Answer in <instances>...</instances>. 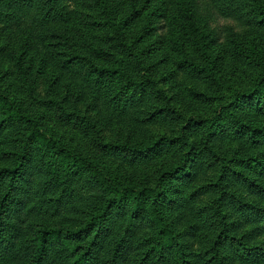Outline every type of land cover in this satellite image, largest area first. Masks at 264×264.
Returning <instances> with one entry per match:
<instances>
[{
	"label": "rangeland",
	"instance_id": "1",
	"mask_svg": "<svg viewBox=\"0 0 264 264\" xmlns=\"http://www.w3.org/2000/svg\"><path fill=\"white\" fill-rule=\"evenodd\" d=\"M3 6L0 0L1 11ZM61 7L67 21L46 31L49 46L41 43L38 33H30L31 19L26 14H17L23 20L19 26L7 25L0 15L2 92L41 116L47 133L134 185L155 186L160 170L178 164L184 154L179 151V137L185 133L197 154L185 180L175 182L180 193L173 199L169 218L178 220V244L195 264H205L201 256L212 240L207 237L205 218L220 214L227 216V223L240 221L239 236H247V248L264 247V222L259 219L264 215V200L239 185L264 188L263 178H257L264 175L251 171L248 180L230 185L227 173L237 178L245 171L243 165L222 161L264 156V137L252 140L243 135L248 130L264 134V115L250 102L241 101L233 115L247 125L243 134V127L230 124L229 118L224 124L221 119L211 138L204 128L189 125L190 119H208L227 110L237 95L254 87L258 60H264V0H61ZM158 7L163 11L159 18L152 14ZM168 17L175 19L174 26L163 34L161 26ZM190 25L214 38L206 54L192 45L195 34L190 33ZM152 27L156 29L148 31ZM71 55L84 59L83 76L95 67L124 66V73L142 84L126 114L95 87L87 92L84 84L79 88L77 80L83 78L61 63ZM115 95L113 89L111 101ZM2 134L0 167L12 161L19 144L13 132ZM210 140H215L214 147ZM168 142L173 147L167 152L160 150L140 164L116 150ZM248 208L252 210L248 219H237ZM48 223L68 225L63 219Z\"/></svg>",
	"mask_w": 264,
	"mask_h": 264
},
{
	"label": "trees",
	"instance_id": "2",
	"mask_svg": "<svg viewBox=\"0 0 264 264\" xmlns=\"http://www.w3.org/2000/svg\"><path fill=\"white\" fill-rule=\"evenodd\" d=\"M3 2L4 11L0 10L3 22L19 26L23 20L17 14H26L31 19L30 33H38L44 45H48L46 31L67 21L62 13L61 0ZM161 10L160 7L154 8L152 14L159 18ZM174 20L166 18L160 31L163 34L171 32ZM154 29L156 27L148 31ZM190 29V33L195 34L192 45L206 54V50L215 43L214 38L191 25ZM83 62L82 57L71 55L61 63L77 78L84 79L77 80L79 88L84 84L87 92L95 87L102 96L108 97V103L113 102L117 111L126 114L135 101V94L142 91V84L129 78L123 71L124 66L95 67L83 76ZM1 83L0 78V136L13 132L19 144L12 153V161L0 167V264H195L191 254L177 242L175 224L178 220L169 218L173 211L172 203L176 202L173 199L180 193L175 182L185 180L184 174L197 154L185 133L179 137V151L181 149L184 154L178 164L160 170L155 186L134 185L116 178L97 160L78 153L61 139L47 133L41 122L43 118L3 93ZM113 89L116 95L111 101L109 93ZM241 101L250 102L256 112L264 115V60H258V76L250 93L237 95L231 107L218 111L211 118L190 119L189 125L204 128L211 138L217 127L222 125L221 119L224 124V119L229 118L230 124L243 127V134L247 125L241 122L240 116L233 115ZM43 104L54 108L56 103ZM63 117L70 118L67 115ZM243 135H250L252 140L264 137V134H254V130ZM210 142L214 147L215 140ZM170 147L173 146L168 142L144 149L114 148L127 154L129 161L140 164L160 150L167 152ZM105 153L109 155L108 149ZM224 160L227 165H243L245 171L244 174L238 173L237 178L232 177V172L227 173L230 178L226 181L230 185L248 180L251 171L257 170L264 175V156L259 159L224 157ZM257 178L264 181V176ZM239 185L254 191L257 198L264 200V188L260 184ZM240 213L237 219L244 220L252 210L248 208ZM214 216L205 218L210 232L207 237H212L208 250L201 256L206 258L205 264H264V247L247 248V236H239V220L227 223V216ZM60 219L70 226L48 223ZM259 219L264 222V215Z\"/></svg>",
	"mask_w": 264,
	"mask_h": 264
}]
</instances>
